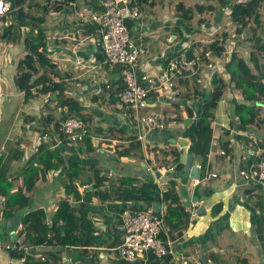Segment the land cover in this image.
<instances>
[{"label": "crops", "instance_id": "crops-1", "mask_svg": "<svg viewBox=\"0 0 264 264\" xmlns=\"http://www.w3.org/2000/svg\"><path fill=\"white\" fill-rule=\"evenodd\" d=\"M192 1L191 6L195 3L210 4L214 8L204 9L202 12L195 10L191 19L181 18L175 12L181 31L172 37L169 30L178 29L179 26L172 23L173 18L170 16H165L163 20L152 15L150 18H143L141 14L137 18L126 17V25L134 44L144 49L137 61L139 71L160 77L165 71L167 59L178 50L190 48L191 53L196 49L210 50L209 56L205 57L196 75L178 80L179 91L180 93L184 91L185 94L182 101L179 100L180 93L175 102H171L165 93L151 94L147 98L148 106L143 111L149 109L161 112L167 124L164 129H150L145 132L148 137L141 145L142 157L126 156L136 158V162H127L129 165L127 174H119L108 164H103V167L92 166L91 163L97 162L99 157L89 156V152L84 150L83 146V149L79 148L80 143L67 141L56 143L58 135L52 126L54 120L60 119L64 110L57 105L56 94L55 98H52L53 93H44L45 103H32L29 102V98L34 94L25 96L24 90L15 85L16 75L12 77L13 83L0 76V92L3 93L0 101V167L5 169V178L0 179L10 178L11 180L6 182L13 183V190L22 185L21 170L40 145L35 139V132L43 131L45 116L52 117L48 127L52 129L54 138L52 141L50 139L43 142L47 143L50 149H59L61 157L65 159L72 157L87 168L80 175L82 180L75 182L79 197L75 194L72 184L68 182L62 164H59L57 168L42 169V176L36 182L37 188L31 192L29 205L18 208L11 217H6L3 211L0 212V243L3 245L7 243V220L12 217L19 220L15 244L23 239V235L19 236L18 232L22 228L21 218L27 212L42 209L46 223H50L58 202L64 199L69 201L76 213L74 223L69 222L67 226L73 229L72 235L79 237L80 240L72 238L71 243L63 241L22 245L25 254L30 253L28 257L31 262L26 261L25 255L22 258H15L16 264H153L149 253L125 260L114 248L121 243L123 236L121 211L123 207H132L130 205L135 204L118 199L100 198L93 190L90 193L87 189H95L93 187L97 178L94 173L98 170L99 175L106 179L104 186L102 185L105 188L110 187L121 177L132 178L135 185H140L142 181L153 177L152 172L146 168L147 164L172 163L171 155L163 154L164 150L171 147L179 150L182 164L190 154L194 156V162L202 161L201 156L195 154L193 150V130L196 120L205 117L204 103L220 79L226 86L213 109L212 143L203 163L206 165L205 169L214 171L217 175L200 183V190L204 193V188L208 189V194L197 197L196 200H192L195 196V186L183 168L169 171L162 179L164 186L169 178L173 179L179 193V202L190 211L193 210L195 214L191 215L189 224L182 229L181 234H169L173 254L168 259L166 257L160 259L156 264H230L226 248L233 246V243L228 233L235 239H239L240 236L251 237L253 245L264 259V215H261L258 203V195H262V190L256 179L240 173L241 169H249L255 165L260 153L264 151V148L259 146L260 141L264 139V125L239 124L234 112V103L241 101L243 95L239 89H234V82L230 79L231 75L240 80L246 79L239 70L238 62L243 59L253 73L262 74L264 82V3L258 7L257 20L251 15L245 18V24L237 25L230 19V0ZM59 2L60 6L57 9L52 8L45 13L35 6H32L31 10L36 15L44 17L41 23L45 34L43 50L48 61L54 63L57 70L52 77L62 83L66 96L74 97L83 104L82 112L87 115L92 135L95 136L92 142L94 145L105 144L99 149V153L105 158H117L116 144H127L131 136L136 139L137 135L132 108L123 105L115 95L116 89L122 85L121 66L104 62V59L98 56L104 55L100 44V31L95 23L85 19L90 11L95 10L90 1ZM29 3L32 4V1ZM144 3L154 6L156 2L155 0L139 2L140 11ZM11 12L5 14L3 21L5 19L6 22L3 27L16 23ZM63 12L71 15L72 24L67 21V17L63 19L60 16L57 18V24L45 22L46 13L57 16ZM12 30L14 32L12 35H5L6 37L0 35V42L5 43V56H2L0 71L4 66L3 62L11 61L16 66L21 59L14 61L11 51H16L17 47L11 43L22 42L26 47L24 33L29 27L16 24ZM202 31L207 33L203 35L204 37L198 35ZM155 38L162 40L156 41ZM215 41H219L217 45L222 47L219 51L210 46ZM209 62L212 66L207 65ZM3 71L6 72L5 67ZM106 84L110 86L107 87ZM20 92H24L22 101L8 113L7 110L10 108L8 103L13 97H19ZM47 95L51 98L49 101H46ZM99 100L108 102L111 108L105 109L98 103ZM20 102L27 103V108L23 109ZM259 113L262 114L261 111ZM95 128H101L102 133L93 132ZM156 130L160 132H154ZM221 150L224 153H221ZM218 165L222 173H219ZM86 178L88 181H84ZM83 184L85 188L82 187ZM84 196H88V199ZM159 202L163 215L166 205ZM195 202L196 205H193ZM151 204L145 203L146 208H152ZM138 205H141V202ZM215 205L220 206L216 212L213 211ZM199 206H203L204 209L197 215L196 210ZM248 247L247 245L246 249H243L244 255L238 256L233 264H243V259L245 264L258 263L255 258L252 260L248 256ZM251 250L253 251L252 248L249 251ZM53 251L59 256L56 262L48 257ZM12 259L11 251L0 247V264H13ZM259 264H264V261H260Z\"/></svg>", "mask_w": 264, "mask_h": 264}, {"label": "trees", "instance_id": "trees-1", "mask_svg": "<svg viewBox=\"0 0 264 264\" xmlns=\"http://www.w3.org/2000/svg\"><path fill=\"white\" fill-rule=\"evenodd\" d=\"M14 8L11 12L12 17L16 20L15 24H8L3 27L1 36L6 37L9 34H13V27L17 24L27 25L29 30L25 32L24 43L27 47V53L21 58L16 65V77L15 85L24 90L25 96H30L33 94L32 87H36L41 93H53L56 94L57 105H59L64 110L62 111L59 120H54L53 128L55 129L58 123L65 119L66 117L73 115L77 117H82L85 121L88 120L86 114L82 112L83 104L76 98L71 96H66L63 93L62 83L53 79L52 75L57 73L56 65L49 62L46 58V54L43 50L45 46L44 40V30L42 29V21L44 17L42 15H36L32 12V6L37 7L42 13L50 11L52 8L57 9L60 0H10ZM32 1V4L29 2ZM64 2H72L76 0H61ZM95 10L101 9L95 0H89ZM146 0H139V2H145ZM224 1V0H219ZM230 19L233 23L237 25H243L246 17L254 15V19L257 20V10L258 7L264 3V0H230ZM214 6L207 4H197L195 8L190 6H185L183 2H178L175 5L176 13L184 19H191L194 11L202 12L204 9H213ZM94 23V22H92ZM126 23V18H125ZM95 26L99 28L98 24ZM128 27V26H127ZM36 29V30H34ZM8 34H7V33ZM6 35V36H5ZM9 38V37H7ZM16 38V36H15ZM13 38V40L15 39ZM219 41H215L210 44L212 48L219 51L220 47ZM194 43L191 44V49ZM189 55H192V50L186 48ZM30 52V53H29ZM34 54L36 57H34ZM100 59H104L103 54H98ZM239 70L245 76V80H240L235 75H231L230 79L234 82V89H239L242 92L243 99L241 101H236L234 103V112L238 119L239 124H262L264 125V113L259 115V111L264 110L263 105H257V100H264V82L262 80L261 73H253L247 63L243 60H239ZM226 83L220 79L219 82L214 86L210 97L204 103V115L205 117H199L196 120L195 128L193 130V150L195 154L201 156L202 163L209 151L210 145L212 143V126L211 122L213 120V109L217 105L220 99ZM50 115V114H49ZM52 117L45 116L43 118L42 130H50L48 125ZM52 121V120H51ZM101 128H95L93 132H101ZM111 131V130H110ZM80 147H84V150L91 152L94 150L95 145L92 142V137L86 135ZM224 147V143L222 144ZM115 148V153L118 156H140L141 152V142L135 139L134 136L130 137V142L127 144L117 143ZM259 146L264 148V139L260 141ZM164 155H171L172 163L175 165V170H181L183 164L180 161V152L176 147H171L169 150L163 151ZM264 157V151L260 153L258 157L261 159ZM59 164H62L63 172H65L68 182L72 184L75 194L79 197L78 190L75 187L76 181H81V174L85 171L86 166L81 164L79 161L72 157L63 158L59 154V149H50L48 144L45 142L40 143L35 153L29 158L28 163L21 170L22 185L16 190H13L12 182H5L0 185V192L6 196V202L3 207V213L6 217H11L14 215L18 208L25 207L29 205L31 200V192L35 191L37 188V180L42 176L43 168H57ZM5 169L0 167V177L5 178ZM95 176L97 178L96 183H94L95 189H87V192H92L99 196L100 198H111L123 201H129L135 205H130L133 208H146L145 203H152V201L164 202L166 207L162 215L163 222L167 228L168 234H181L182 229L187 227L190 222L191 211L185 207V205L179 202V193L176 189V183L172 178L166 181L164 186L162 196H160L159 191L155 188V183L152 178L142 181L140 185H135L132 178L121 177L111 184L110 187L105 188L104 180L105 177L99 175V170L95 171ZM103 185V186H102ZM200 183L194 187V195L198 198L208 194V189L204 188L203 191L200 190ZM89 193V194H90ZM88 199V196H84ZM141 202V205H138ZM259 208L261 210V215H264V205L262 201V195H258ZM219 205H215L213 211L219 209ZM124 208V207H123ZM76 217V213L71 207L69 201L60 200L58 206L51 218L50 223H46L45 214L42 209H34L27 212L22 216V228L19 230V236L23 235L21 242H15L14 248L10 249L11 256L13 258H22L27 255L26 261L31 262L28 257L30 253L25 254V249L21 247L26 244H39V243H59L68 242L71 243L72 238H77L72 235V230L67 225L69 222L74 223L73 218ZM165 231H161L160 235L164 236ZM80 240V239H79ZM86 243L87 240H84ZM120 244V243H119ZM118 244V245H119ZM21 248V249H18ZM153 264H156L160 259H168L171 254L166 256L158 257L153 253H149ZM48 257L54 262L59 260V256L56 251L50 252ZM245 264V259L242 260Z\"/></svg>", "mask_w": 264, "mask_h": 264}, {"label": "built area", "instance_id": "built-area-1", "mask_svg": "<svg viewBox=\"0 0 264 264\" xmlns=\"http://www.w3.org/2000/svg\"><path fill=\"white\" fill-rule=\"evenodd\" d=\"M95 1L101 5V9L90 11L85 19L97 23L99 26L104 62L121 66L122 85L116 89L115 95L123 105L132 108L133 123L137 129L136 139L143 145L147 130L164 129L167 124L161 112L149 109L143 111L148 106L147 98L151 94L165 93L171 102H175L180 93L178 80L196 75L199 66L204 63L205 57L209 56L210 50L196 49L192 55H189L186 48L178 50L167 59L165 71L160 77L139 71L137 61L144 49L134 44L125 23L127 16L132 18L140 16L139 1ZM14 8L17 6L13 7L10 0H0V29L4 25L5 14ZM207 65L212 66V63L209 62ZM106 86L109 87L110 84H106ZM2 98L3 93L0 92V101ZM50 99V96L47 95L46 101ZM52 129H54L53 126ZM52 129L35 132V139L38 144L50 139L53 140ZM54 132L58 135L56 143L60 141L79 143L84 140L86 135L95 137L92 135L88 121L73 115L61 120ZM220 152L224 153L223 150ZM194 164L199 168V176L191 178L193 186L217 175L216 172L205 169L206 165L201 161L194 162ZM146 168L152 172L155 188L162 196L164 189L162 179L169 171L175 170V165L173 163H154L147 164ZM201 170H204L202 174L200 173ZM240 173L256 179L262 190L264 201V157L249 169H241ZM10 180V178L0 179V184ZM82 187L85 188V184ZM5 202L6 196L0 192V212L3 210ZM193 205H196V202ZM194 214L195 212L192 210L191 215ZM121 228L123 230L122 241L114 248L123 259L132 260L144 253H153L158 257L173 254L172 240L166 232L167 228L164 225L162 214L158 215L153 208L124 207L121 211ZM163 230L165 234L161 236L160 232ZM0 247L8 250L14 248L8 243L5 245L0 243Z\"/></svg>", "mask_w": 264, "mask_h": 264}, {"label": "rangeland", "instance_id": "rangeland-1", "mask_svg": "<svg viewBox=\"0 0 264 264\" xmlns=\"http://www.w3.org/2000/svg\"><path fill=\"white\" fill-rule=\"evenodd\" d=\"M155 5L151 6L149 5L150 3H144L141 6V16L144 17H149L152 15L160 20H163L165 18V16H170L171 18H173L172 23L174 25H178L179 28L175 29V30H169L170 37L174 36L175 34L177 35L178 32L181 31V26L179 25L177 18H176V9H175V4L178 2H183L186 6H191L193 1L192 0H155ZM196 5V3L191 6L194 7ZM60 16V18L67 17V21L72 24L71 21V15L67 12H63L60 13V15H52L50 13H46V19L45 22L47 24H57V18ZM182 18V17H181ZM4 22H6V20L4 19ZM3 27V25H2ZM2 29V28H1ZM0 29V31H1ZM49 32V31H48ZM207 33L205 31H202L200 34V37H202L203 35H206ZM204 37V36H203ZM156 41H160L162 40V38H155ZM12 45H15L17 47L16 51H11V56H13L14 61H18V59L23 58L25 53L27 52L26 47H24L22 42L19 43H11ZM4 50H5V43L4 42H0V64H2V56H5L4 54ZM6 72L3 71V67L1 68L0 71V76L1 77H5L8 80H10L13 83V79L12 77L16 75V66L15 64H13L11 61L10 62H3ZM193 79H191L192 81ZM193 83V81L191 82V84ZM32 92L34 95H32L29 98V102L32 103H45L44 102V98H45V94L41 93L40 91H38V89L36 87H32ZM106 92V91H105ZM21 94L19 95V97H13V100L10 101L8 103L9 105V109L7 110L8 113H11V111L13 110L14 106L19 102L22 101L21 99H23V94L24 92H20ZM185 98V94L184 91H182L179 95V100L182 101ZM21 105L23 106V109L27 108L28 104L24 103V102H20ZM99 104L102 105V107H104L105 109H109L110 104H108V102H104L99 100L98 102ZM160 108V107H157ZM261 115H263L264 110H261ZM260 115V113H259ZM154 132L159 133V130H156ZM148 135H145L144 139L147 138ZM81 144V143H80ZM79 144V145H80ZM105 144L104 143H100L99 145H95V148L93 151L89 152V156H95V157H99V160L97 162L91 163L92 166H98V167H103V164H108L111 168H113L114 170H116L119 174H127L129 173V170L127 167H129V165L127 164L128 161H133L136 162V158H130V157H126V156H118L117 158L114 159H110V158H105L103 157L100 153H99V149L104 147ZM136 166H138V164H136ZM217 168L219 169V173H222V169L220 168V166L218 165ZM85 170H87V168H85ZM128 171V172H127ZM180 183V181H179ZM180 186V184H179ZM257 192L259 191V189L256 190ZM229 238L232 240L233 246H229L226 248L227 250V260L230 264H233L234 260L238 257V256H243V249H246V246L248 245V250H247V254L249 257H251V259L253 260V258H255V260H257V264L260 263V261H264L262 255L259 253V251L255 248V246L252 243V238L251 237H247L244 238L243 236H240L239 239H235L232 237L231 233H228ZM253 249V251L251 250V252L249 251L250 249Z\"/></svg>", "mask_w": 264, "mask_h": 264}, {"label": "water", "instance_id": "water-1", "mask_svg": "<svg viewBox=\"0 0 264 264\" xmlns=\"http://www.w3.org/2000/svg\"><path fill=\"white\" fill-rule=\"evenodd\" d=\"M102 48V46H101ZM52 98H55V94L52 95ZM257 105H263L264 106V100H258L256 101ZM107 169V167H105ZM183 170L185 173L189 175L191 178H197L199 176V168L194 164V156L188 155L186 157V160L183 164ZM84 181H88V179H84ZM197 197L193 196L192 200H196ZM152 208L156 211L158 215H161V203L159 201H153L151 204ZM203 206H199L196 210V214L199 215L201 211H203ZM19 225V220L15 217H12L7 220V226L6 230L8 232V235L6 237L7 243L11 246L14 245V241L17 239V232L16 228ZM13 264H16L15 258L12 259Z\"/></svg>", "mask_w": 264, "mask_h": 264}]
</instances>
